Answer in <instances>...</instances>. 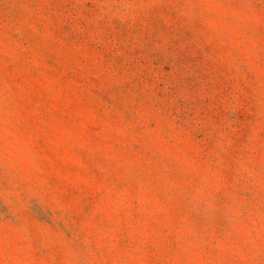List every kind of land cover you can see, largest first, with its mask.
I'll use <instances>...</instances> for the list:
<instances>
[{"label":"rangeland","instance_id":"374dc122","mask_svg":"<svg viewBox=\"0 0 264 264\" xmlns=\"http://www.w3.org/2000/svg\"><path fill=\"white\" fill-rule=\"evenodd\" d=\"M0 264H264V0H0Z\"/></svg>","mask_w":264,"mask_h":264}]
</instances>
